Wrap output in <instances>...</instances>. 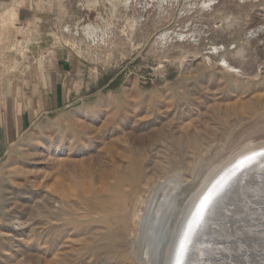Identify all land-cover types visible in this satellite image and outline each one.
<instances>
[{"label": "rangeland", "instance_id": "rangeland-1", "mask_svg": "<svg viewBox=\"0 0 264 264\" xmlns=\"http://www.w3.org/2000/svg\"><path fill=\"white\" fill-rule=\"evenodd\" d=\"M8 13L0 72L48 85L45 71L68 58L82 91L31 113L0 162V264H139L133 198L113 186L118 175L133 163L150 183L177 171L188 197L241 152L264 150V0H14ZM256 201L260 252L242 264H264ZM216 248L208 264H233Z\"/></svg>", "mask_w": 264, "mask_h": 264}, {"label": "bare ground", "instance_id": "bare-ground-1", "mask_svg": "<svg viewBox=\"0 0 264 264\" xmlns=\"http://www.w3.org/2000/svg\"><path fill=\"white\" fill-rule=\"evenodd\" d=\"M241 154L243 157L237 153L235 158L240 155L242 160L227 162L214 179L204 177L188 197L184 188L190 181L177 171L156 180L153 178L150 183L152 177H140L138 164L133 163L126 174L116 177L113 186H127L128 193L133 198L131 217L137 228L138 242L137 250L133 249V258L137 263L153 264L154 259L163 255L164 264H208L207 255L214 253L216 247L223 246L216 239L227 236L230 230L219 233L220 226L213 225V218L219 214L216 213L217 207L224 204L223 211L227 216L231 213L234 218L240 217L239 214L248 205L243 198L248 200V194L256 196L264 192L255 191V186L247 184L252 179L255 180L256 176V180L263 178L264 150L250 155ZM235 202L241 204V211L233 212ZM98 207L95 209H99ZM43 208L47 222L50 218L48 198L44 199ZM211 225L214 230H209ZM103 247L104 245L100 248Z\"/></svg>", "mask_w": 264, "mask_h": 264}, {"label": "crops", "instance_id": "crops-1", "mask_svg": "<svg viewBox=\"0 0 264 264\" xmlns=\"http://www.w3.org/2000/svg\"><path fill=\"white\" fill-rule=\"evenodd\" d=\"M13 3L14 0H0V16L3 12L9 15V7ZM28 16V12L24 10L20 13V17L27 19ZM39 29L44 28L41 26ZM37 47L39 48V45ZM57 59L48 67V72L45 71L46 74L48 73V85L44 81L43 84L39 82L38 86L34 85L32 88L24 78H18L16 81L13 72L9 70L0 72V162L6 158L17 140L31 127V113H46L48 103L52 109L62 106L69 100L70 94L73 93L72 90L76 91L74 97L81 94L80 89L82 88L78 90L73 88L78 84L76 82L80 75L79 66L70 63L68 58ZM2 61L6 62V58L0 60L1 63Z\"/></svg>", "mask_w": 264, "mask_h": 264}, {"label": "water", "instance_id": "water-1", "mask_svg": "<svg viewBox=\"0 0 264 264\" xmlns=\"http://www.w3.org/2000/svg\"><path fill=\"white\" fill-rule=\"evenodd\" d=\"M242 171L243 170L241 169L240 172ZM250 182L252 186H255V191L259 192V190L264 189V179L256 180V181L252 179V181ZM256 183L258 185H255ZM248 197L249 198L247 202H245V204L248 203L247 208L243 209L244 212L241 214L240 217L234 218L231 215V213L227 216V214H225V212L223 211L224 204H222L216 209L217 210L216 213H219V214L216 216V218H213V221H214L213 225L217 224L220 226L219 233H224L225 230L227 231V229H230L232 227V225L230 224L236 223L235 221H237L236 226L231 230V232H229V234H226L227 236H223L220 239L219 238L216 239V242L224 246V249H226L225 251L227 252L225 254V257L231 260L233 264H242L241 261H237L238 258L239 259L242 257L249 258L252 256V253H254V255H257L256 253L260 252V250H258L254 246V243L256 242V239L254 237L256 236H254L255 231L252 228H255V227L252 223H250L251 222L250 220L255 215L254 210L256 209L254 207L255 205L254 203L258 202L256 201V198H263L264 194L258 193L257 196H255V194H249ZM233 206H234L233 212H239L242 210L241 204L237 202H235ZM213 225L209 226L210 227L209 230L210 229L214 230ZM239 226H245V227H243L242 229H235ZM209 239H212V238H209ZM215 249L213 251L214 253H209L207 255L206 261L208 260V257L211 255L214 260L216 261L218 260L221 250H215ZM250 249L253 251L252 253L250 252Z\"/></svg>", "mask_w": 264, "mask_h": 264}]
</instances>
